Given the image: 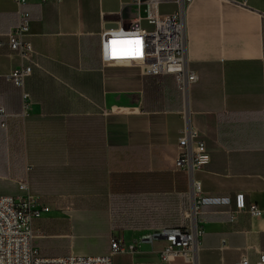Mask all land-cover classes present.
Here are the masks:
<instances>
[{"label":"crops","instance_id":"crops-1","mask_svg":"<svg viewBox=\"0 0 264 264\" xmlns=\"http://www.w3.org/2000/svg\"><path fill=\"white\" fill-rule=\"evenodd\" d=\"M134 1L27 0L31 61L8 46L17 6L0 0V105L10 115L0 126V196L24 195V179L49 208L34 221L43 256L102 255L112 238L128 246L147 231L189 226L198 181L206 232L197 261L170 264H232L244 256L255 264L264 253V212L235 211L237 194L264 211V0L186 7L188 66L200 76L188 98L174 74L104 64L101 32L144 15ZM26 65L31 107L22 116L23 90L7 76ZM190 127L211 156L193 173L175 166ZM166 246L165 239L140 244L113 264H166Z\"/></svg>","mask_w":264,"mask_h":264},{"label":"built area","instance_id":"built-area-1","mask_svg":"<svg viewBox=\"0 0 264 264\" xmlns=\"http://www.w3.org/2000/svg\"><path fill=\"white\" fill-rule=\"evenodd\" d=\"M17 6V24L7 34V44L24 59L32 61L34 53L31 33V13L26 8L27 0H12ZM47 0H43L45 2ZM60 1V0H59ZM192 0H135L140 15L129 26L117 25L101 32V57L105 65L126 64L141 69L146 75L176 76L180 90L186 98L193 84L199 82L200 76L188 66L186 55L185 10ZM175 4L173 12L162 13L160 6ZM32 66H21L7 76L16 86L23 90V112L26 116L31 107L30 94L25 91L26 78L31 74ZM9 114L0 105V126L7 128ZM179 155L176 168L193 173L194 170L207 165L210 152L194 128H189L179 139ZM33 165H28L31 170ZM24 195L0 196V264H113V258L120 253H133L140 244H152L165 239L167 246L160 251L163 263L170 264L177 258L196 262L201 238L204 236L205 219L201 217L200 197L202 185L194 181L193 188V222L187 227L151 230L143 233L140 239L131 245H125L122 239L111 240V250L102 255L71 254L67 256L48 257L40 253L37 239L40 232L34 228V221L49 211L42 204L40 197L31 193L28 180L18 182ZM248 211L251 215L262 216L263 210L255 203L247 205L245 195H236V211ZM235 215L233 216V218ZM226 244V239L223 240ZM225 264V263H220ZM232 264H253L244 256ZM255 264H264V253Z\"/></svg>","mask_w":264,"mask_h":264},{"label":"water","instance_id":"water-1","mask_svg":"<svg viewBox=\"0 0 264 264\" xmlns=\"http://www.w3.org/2000/svg\"><path fill=\"white\" fill-rule=\"evenodd\" d=\"M113 26H117V25H115V24H111V25H109V27H113Z\"/></svg>","mask_w":264,"mask_h":264}]
</instances>
